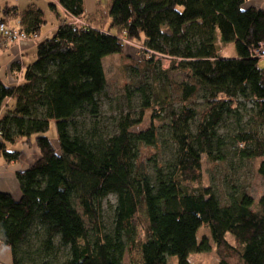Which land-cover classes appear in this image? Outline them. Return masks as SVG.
I'll return each instance as SVG.
<instances>
[{
    "label": "trees",
    "instance_id": "obj_1",
    "mask_svg": "<svg viewBox=\"0 0 264 264\" xmlns=\"http://www.w3.org/2000/svg\"><path fill=\"white\" fill-rule=\"evenodd\" d=\"M246 1L108 0L90 14L85 0L49 3L63 11H56L58 29L37 40L33 62L12 64V70L22 73L19 83L0 79V156L18 161V145H34L40 152L16 172L20 199L0 191V247L11 250L12 264H169L170 256L177 257V264H192L191 252L214 249L217 264H264V193L255 200L228 182L222 202L202 173L204 159L226 160V139L218 127L226 114L238 111L242 97L254 106V126L238 131L235 141L244 146L238 156L259 160L258 173L264 177L259 133L264 125V58L251 53L264 43V9L250 7L243 21ZM0 9V19L14 18L12 24L31 36L38 37L47 23L35 4L19 10L0 2ZM68 15L88 23L72 24ZM218 33L235 44L236 56L218 55ZM5 40L0 36V43ZM133 40L144 45L143 64L160 55L173 59L172 69L182 70V106L170 108L168 93L154 97L158 81L154 86L140 81L134 89L142 99L137 116L122 115L107 134L98 122L84 128L86 115L97 119L101 113L100 95L107 87L103 59L122 53ZM200 90L205 103L194 131L197 112L191 97ZM146 110H151L149 117ZM166 110L175 154L163 164L153 158L150 171L147 162L158 146L155 119ZM52 120L54 140L46 135ZM110 193L117 195V203L113 228L106 231L101 211ZM141 207L148 221L144 240L135 235ZM202 225L210 235L199 239Z\"/></svg>",
    "mask_w": 264,
    "mask_h": 264
},
{
    "label": "rangeland",
    "instance_id": "obj_2",
    "mask_svg": "<svg viewBox=\"0 0 264 264\" xmlns=\"http://www.w3.org/2000/svg\"><path fill=\"white\" fill-rule=\"evenodd\" d=\"M33 1L34 0H0L2 6H5V3L8 2L11 6H17L19 10H24L29 5L35 4L32 3ZM35 1L43 6L44 4H47V7L50 9L49 3L51 0ZM107 2L108 0H85L86 13L90 14L94 12L98 6V3L106 4ZM244 5L245 4H243V6ZM247 18L248 16L244 14L243 21H247ZM47 19L48 22L42 27V29L45 27L46 31L51 25V19L46 17V20ZM84 21L86 22V20ZM11 22L13 24L16 23L14 18L11 19ZM51 36L52 35L49 34L47 37ZM36 39L37 38H34V40ZM143 46L144 45L140 41H129L124 47V51L122 53H113L107 55L103 59V65L107 76V87L100 95L101 113L97 119L90 118L86 115V124L84 125V128L90 129L94 127L95 122H98V128L101 133L107 134L114 131L116 120L122 115L130 113L134 116H137L139 111H141L142 99L134 89L140 81H146L148 84H152L153 86L154 81H158V85L155 86L156 94L154 97L168 93L170 108L178 110L182 106L181 81L184 73L181 69H172L171 66L173 64V59L166 57H153V62L143 64L140 61V55L145 50ZM216 47L217 53L221 57H233L237 54L235 44L232 42H224L221 39L219 33L217 35ZM36 57L37 47L34 48V53L33 50L28 51L24 57V61L26 64H29L33 62ZM148 57L150 58V54ZM157 61H160L162 64L165 63L168 69L160 66ZM260 64L264 66V59L260 60ZM192 81L195 83L194 79H192ZM191 101L193 108L197 112V116L192 122V127L195 131L198 123L200 122V114L205 103L203 91L200 90L199 92L195 93L191 97ZM253 107L254 106L251 100H245L242 97L240 98V103L238 104L237 109L238 111L231 115L226 114L218 127L220 135L224 136L226 139L225 147L223 149V151L226 153V160L212 162L210 160L204 159L203 162V182L212 186V188L217 191V194L222 202L226 201L225 193L229 185L228 182H233L235 185H240L241 189L247 191V193L253 196L255 200H258L260 195L264 193V177L258 173V167L260 164L259 160L240 159L238 152L239 149L244 146L241 144V142L237 143L235 141V137L240 129L244 128L246 131H248L249 128L254 126V121L251 118L253 114ZM150 112L151 110H146L147 117H149ZM155 123L157 125L158 131V146L153 148L151 154H155L152 156V159L148 160L147 162L150 171L155 163L153 158L163 164L167 161H172L175 154V146L169 134L168 110L161 113V116L155 119ZM145 125L147 126V123H145ZM136 128L138 129L139 126ZM259 133L264 143V125L259 126ZM46 135L52 140L56 139L57 127L54 120L51 121L50 128L46 132ZM254 146H256L254 143L248 144V147L250 148ZM14 180L16 189L19 188L21 192L19 179L15 176ZM116 203L117 195L114 193H110L104 200L101 211V220L106 231H110L113 228V211ZM203 234L210 235L209 228L206 225H202L200 227L198 238L200 239ZM135 235L137 238L143 240L148 237V221L143 207H141L139 215L136 219ZM227 237L230 241H233V236L231 234H228ZM65 256L66 250H63L59 255V260L64 261ZM189 260L192 264H217L219 259L214 249L205 252L193 251L189 254ZM124 261L126 263H129L130 261L128 252L125 254ZM9 264H12L11 258L9 259ZM169 264H177V257L170 256Z\"/></svg>",
    "mask_w": 264,
    "mask_h": 264
},
{
    "label": "crops",
    "instance_id": "obj_3",
    "mask_svg": "<svg viewBox=\"0 0 264 264\" xmlns=\"http://www.w3.org/2000/svg\"><path fill=\"white\" fill-rule=\"evenodd\" d=\"M51 1L56 2V5H58L57 0ZM32 3L37 4L41 9L44 10L46 17L51 19V25L48 27L47 31L44 27L36 40L28 39L18 42H10L5 40L3 43H0V79H2L7 84L19 83L22 77V73L18 72L16 67L12 70V64L17 61L23 65L26 64L24 57L29 50H33L34 53V48L37 47V40L47 37L49 34L53 35L60 24V20L56 14V11L58 10L62 13L63 11L59 6H57V10L55 11L51 7L49 9L47 4H44L43 6L35 0ZM5 4L10 5L8 2ZM244 4L245 5L242 6V10L245 14L250 7L264 9V0H247ZM63 16L66 15L63 14ZM70 18L71 16H69L67 19L69 20ZM18 147L22 150V154L18 161L9 163L3 160V158L0 156V190L10 193L15 199H19V197L22 195L19 188L16 189L15 186L14 178L16 176V172L26 168L40 155L39 149L34 145L32 147L18 145ZM10 258L12 259L11 250L9 248L0 247V261L9 264Z\"/></svg>",
    "mask_w": 264,
    "mask_h": 264
},
{
    "label": "built area",
    "instance_id": "obj_4",
    "mask_svg": "<svg viewBox=\"0 0 264 264\" xmlns=\"http://www.w3.org/2000/svg\"><path fill=\"white\" fill-rule=\"evenodd\" d=\"M68 21L72 24L87 25V23L83 19L73 15H71V18ZM0 36H4L10 42H18L22 40L37 38L36 35L31 36L21 28L14 26L11 20L6 21L2 19H0ZM251 53L255 57L264 58V43L261 42L259 46L252 48ZM163 65L167 67L165 63H163Z\"/></svg>",
    "mask_w": 264,
    "mask_h": 264
},
{
    "label": "water",
    "instance_id": "obj_5",
    "mask_svg": "<svg viewBox=\"0 0 264 264\" xmlns=\"http://www.w3.org/2000/svg\"><path fill=\"white\" fill-rule=\"evenodd\" d=\"M0 13H1V9H0Z\"/></svg>",
    "mask_w": 264,
    "mask_h": 264
}]
</instances>
